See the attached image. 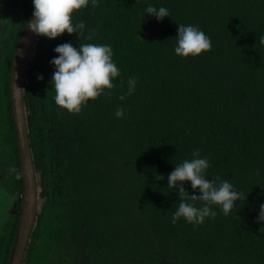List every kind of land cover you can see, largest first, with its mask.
<instances>
[{
	"label": "trees",
	"instance_id": "trees-1",
	"mask_svg": "<svg viewBox=\"0 0 264 264\" xmlns=\"http://www.w3.org/2000/svg\"><path fill=\"white\" fill-rule=\"evenodd\" d=\"M26 3L0 26V171L9 194L22 189L9 76L33 7ZM149 4L170 17L157 22L145 14ZM81 21L79 37L36 35L24 68L37 212L21 264H264V222L256 220L264 203V0H98L73 13V24ZM180 24L203 30L211 49L177 56ZM64 43L110 45L120 69L111 97L79 114L59 108L51 88L49 61ZM130 77L136 90L121 101ZM196 149L210 162L207 178L230 181L242 197L228 217L214 208L202 224H172L180 201L167 177ZM17 225L18 216L0 230V264Z\"/></svg>",
	"mask_w": 264,
	"mask_h": 264
},
{
	"label": "clouds",
	"instance_id": "clouds-1",
	"mask_svg": "<svg viewBox=\"0 0 264 264\" xmlns=\"http://www.w3.org/2000/svg\"><path fill=\"white\" fill-rule=\"evenodd\" d=\"M97 2L98 0H32L33 20L27 27L35 35L49 40L64 33H76L79 37L84 32L85 24L82 21L73 24V13L87 8L90 3L95 6ZM145 14L154 16L157 22L170 17L166 7L157 8L151 4L146 7ZM177 26L174 47L177 56L196 57L211 49L210 37L198 26ZM87 39L91 40V35ZM53 51L57 55L49 61L54 68L50 83L55 92L54 102L59 108L69 114H79L89 101H94L101 95L111 97V90L115 88L113 81L120 76V69L113 60L110 45L84 43L74 47L71 43H64L56 46ZM37 79L43 80V76H38ZM137 82L136 77L128 79L127 92L119 96L121 101L134 94ZM114 115L118 119L123 118L124 108H117ZM200 151L194 150L192 158L175 165L167 177V187L176 192L180 201L172 214V224H176L181 218L189 224H202L206 218L216 217L217 211L214 208L228 217L236 210V202L242 197V193L230 181L221 180L219 176L215 180L207 178V170L211 165L207 158L201 157ZM160 177L164 179L163 176ZM185 182L190 183L191 194L185 189ZM246 196H243L244 200ZM197 201L200 202L199 207L196 206ZM256 220L264 222V203L259 206Z\"/></svg>",
	"mask_w": 264,
	"mask_h": 264
},
{
	"label": "water",
	"instance_id": "water-1",
	"mask_svg": "<svg viewBox=\"0 0 264 264\" xmlns=\"http://www.w3.org/2000/svg\"><path fill=\"white\" fill-rule=\"evenodd\" d=\"M32 13L33 10L25 24L13 53L9 76L11 112L14 121L15 138L22 174V203L19 212L16 235L7 264H21L29 234L35 220L37 206L36 180L27 137L22 100L24 68L31 46L36 37V35L27 27V24L33 20Z\"/></svg>",
	"mask_w": 264,
	"mask_h": 264
},
{
	"label": "flooded vegetation",
	"instance_id": "flooded-vegetation-1",
	"mask_svg": "<svg viewBox=\"0 0 264 264\" xmlns=\"http://www.w3.org/2000/svg\"><path fill=\"white\" fill-rule=\"evenodd\" d=\"M30 1L31 0H0V26L5 28L11 25L12 19L17 15L18 12L23 9V7L26 6V2ZM32 10L33 7L31 9V12ZM3 182L4 176L0 171V190L2 191V194L0 195V230L2 227H4L5 222H7L10 218L18 216L19 221V212L22 203L21 194H19V192L13 194L5 192L3 188V186H5V183ZM19 204L20 209L18 208Z\"/></svg>",
	"mask_w": 264,
	"mask_h": 264
},
{
	"label": "rangeland",
	"instance_id": "rangeland-1",
	"mask_svg": "<svg viewBox=\"0 0 264 264\" xmlns=\"http://www.w3.org/2000/svg\"><path fill=\"white\" fill-rule=\"evenodd\" d=\"M2 194V191L0 190V195Z\"/></svg>",
	"mask_w": 264,
	"mask_h": 264
}]
</instances>
